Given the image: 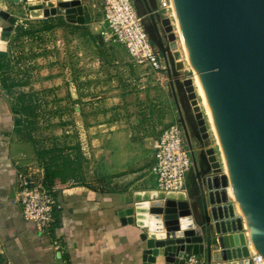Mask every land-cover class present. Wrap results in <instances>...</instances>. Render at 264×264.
I'll list each match as a JSON object with an SVG mask.
<instances>
[{"label": "water", "instance_id": "water-1", "mask_svg": "<svg viewBox=\"0 0 264 264\" xmlns=\"http://www.w3.org/2000/svg\"><path fill=\"white\" fill-rule=\"evenodd\" d=\"M170 1L218 132L234 199L225 190L222 169L203 149L199 154L203 172L195 169L191 183L198 188L201 183L205 190L199 198L190 190L135 193L131 207L119 211L118 218L121 225L134 224L141 230L144 263H154L159 256L168 264H184L185 256L193 255L203 258V264H249V258L258 254L264 264V0ZM29 2L12 0L26 4L28 10ZM56 7L64 11L66 23L78 25L65 17L77 13L69 1H58ZM56 7L46 19L56 16ZM4 21L0 17L1 33H10L13 20L3 26ZM150 22L152 29L145 27L151 41L164 56H171L152 14ZM179 87L185 95L178 120L188 142L195 138L201 143L206 135H200L193 114L198 101L191 80ZM193 159L197 167L194 153ZM228 210L230 214H221Z\"/></svg>", "mask_w": 264, "mask_h": 264}, {"label": "rangeland", "instance_id": "rangeland-1", "mask_svg": "<svg viewBox=\"0 0 264 264\" xmlns=\"http://www.w3.org/2000/svg\"><path fill=\"white\" fill-rule=\"evenodd\" d=\"M145 1L147 6L143 0H134L144 25L152 29V14L164 47L170 48L167 37L171 33L169 35L173 36L179 53L178 59L172 54L164 56L158 45L151 41L161 56L159 69H153L146 63H135L124 47L114 37H109L111 33L103 34L105 0H83V5L79 3L82 12L87 15L86 24L94 23L96 26L91 31L86 25L82 26L86 28L84 31L64 28L44 31L43 21L46 18L32 19L26 4L4 1L5 12L13 22L10 33H0V40L6 42L0 54V75L9 74L13 81L20 84L13 90L15 93L34 96L35 111L31 119L34 124L30 127V135L36 148L81 144L85 160L79 163V173L84 183L91 187L99 188L104 184L97 176L103 164L99 165L100 158L93 152L95 148L84 130L122 120L131 131L132 141L152 146L159 133L179 116L185 95L179 86L184 80L192 82L206 130V138L201 143L191 139L196 169L203 172L199 158L203 149L212 150L221 168L219 146L208 127L194 71L186 57L176 21L171 11L159 10V0ZM53 2L56 7L58 1ZM41 3L44 6L43 0ZM91 3L94 6L89 8V18L86 7ZM52 18L55 21L50 24H55L59 18L64 19V11L57 8L56 16ZM162 20L169 24L167 32L161 24ZM2 25L9 23L5 20ZM153 41H156L155 36ZM176 62L180 63V69H176ZM2 89L0 85V98L11 107L15 99ZM72 155L75 157L76 154ZM200 174L197 176L201 182L203 175ZM198 185L199 192L205 193L201 183ZM249 264H252L250 258Z\"/></svg>", "mask_w": 264, "mask_h": 264}, {"label": "crops", "instance_id": "crops-1", "mask_svg": "<svg viewBox=\"0 0 264 264\" xmlns=\"http://www.w3.org/2000/svg\"><path fill=\"white\" fill-rule=\"evenodd\" d=\"M43 3L44 9L55 7ZM79 3L83 5V0ZM93 6L86 7L89 18ZM87 21L84 11L83 23L78 26L86 25L90 31L96 28ZM15 124L13 105L0 98V264H148L142 260L141 230L134 224L121 225L117 213L131 207L135 193L155 190L148 171L152 146L132 141L122 120L84 130L100 158L99 165L103 164L97 176L104 184L91 187L78 172L79 184L59 190L58 222L46 236L23 219L13 199L17 170L37 162L34 145L17 134ZM84 160L81 153L80 161ZM193 180L190 175L186 192L193 191V197L199 198ZM149 264L168 263L158 256Z\"/></svg>", "mask_w": 264, "mask_h": 264}, {"label": "built area", "instance_id": "built-area-1", "mask_svg": "<svg viewBox=\"0 0 264 264\" xmlns=\"http://www.w3.org/2000/svg\"><path fill=\"white\" fill-rule=\"evenodd\" d=\"M159 10L173 12L170 0H159ZM104 33L114 37L124 47L135 63H146L153 69L160 68L161 56L151 43L150 36L140 17L134 0H105ZM148 171L155 181V190L164 193L186 192L187 181L196 169L193 148L178 118L159 133L153 145ZM14 202L19 205L23 219L37 232L49 236L58 222L59 189L45 175L37 161L17 170L13 190ZM252 264H263L255 254ZM184 264H203L200 256L187 255Z\"/></svg>", "mask_w": 264, "mask_h": 264}, {"label": "trees", "instance_id": "trees-1", "mask_svg": "<svg viewBox=\"0 0 264 264\" xmlns=\"http://www.w3.org/2000/svg\"><path fill=\"white\" fill-rule=\"evenodd\" d=\"M47 18L44 22V31H50L53 28H64L69 30H86L82 26H74L66 23L63 19ZM1 87L15 99L13 105V114L16 117L15 130L18 135L26 142H31L35 148V156L45 170L46 177L50 182L56 186L57 189L62 190L69 185L74 186L79 184V163L81 157V149L79 145L69 146L66 144L53 145L50 149H38L30 135V127L34 124L31 120L34 117V100L30 93H15L13 90L19 88L20 84L13 81L9 74L0 75ZM76 154L75 157L72 155Z\"/></svg>", "mask_w": 264, "mask_h": 264}, {"label": "bare ground", "instance_id": "bare-ground-1", "mask_svg": "<svg viewBox=\"0 0 264 264\" xmlns=\"http://www.w3.org/2000/svg\"><path fill=\"white\" fill-rule=\"evenodd\" d=\"M29 14H30V18L32 19H36V18H46L48 16H51V15H54L55 14V7L53 8H49V9H44L43 6L41 5L40 1L39 0H29ZM53 1H56V0H43V2L45 3H54ZM57 1H69V0H57ZM71 3V6L75 7L77 9V13H74V14H68L66 15L65 17L68 18V19H73L75 20L78 24H82L83 23V12H82V9H81V6L79 5V1H75V0H71L70 1ZM171 7H172V15H173V18L175 19L176 21V27L178 29V33L180 34L181 36V39H182V42H183V46H184V50H185V54H186V57L189 61V58H188V55H187V51H186V47H185V44H184V41H183V38H182V35H181V32H180V28H179V25H178V21H177V18H176V14H175V10H174V6H173V3H171ZM0 17H3L4 20H6L7 22L11 23L12 22V17L8 16L5 12V4L0 1ZM161 24L162 26L164 27V29L166 30V32L168 31L169 29V24L166 23V21H161ZM0 33H1V26H0ZM2 34V33H1ZM0 34V36H1ZM171 34V33H169ZM168 34V40L170 42V50L172 53V55L178 59L179 58V53L177 51V48L175 46V43L173 42V36L172 35H169ZM0 49H4V44L3 42L0 40ZM2 54V53H0ZM190 64V62H189ZM191 67V66H190ZM191 69L194 71V77H195V83L196 85L198 86V93H199V96H201L202 98V101H203V108H204V111L206 112L205 115H206V120L208 121V127L210 129V132L212 133L213 137L215 138L216 140V143L217 145L219 146V151H220V164H221V168H222V175L223 177H225L226 179V183L229 184L230 187L228 188H225V190H227L226 192L228 193L229 197L233 198L234 199V193H233V189H232V182H231V178H230V173H229V169H228V166H227V162H226V159H225V156H224V153H223V150H222V147H221V144H220V140H219V136H218V132H217V129L215 127V124L213 122V119H212V116H211V112L209 110V107L207 105V102H206V99H205V96H204V93H203V90L201 88V85L199 83V80H198V77H197V73L195 71V68L194 67H191ZM191 87H192V82H191ZM193 89V87H192ZM194 92V90H193ZM201 101V103H202ZM206 108V110H205ZM194 116L196 117V121L198 123V126H199V130H200V135L202 137H204V135H206V132L204 131V123H203V116L199 110V107L197 106V108L194 110L193 112ZM211 149H206L205 152H206V155L207 157H211L213 156ZM224 186V184H223ZM222 186V187H223ZM214 195H217V193L213 192ZM222 213H225V214H230V210L228 211H222ZM248 249H250L248 247ZM249 252L251 253V249L249 250Z\"/></svg>", "mask_w": 264, "mask_h": 264}]
</instances>
